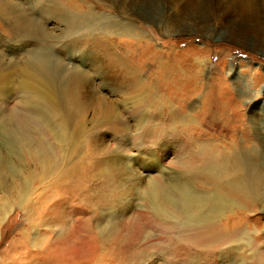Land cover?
Instances as JSON below:
<instances>
[{
  "label": "rangeland",
  "instance_id": "rangeland-1",
  "mask_svg": "<svg viewBox=\"0 0 264 264\" xmlns=\"http://www.w3.org/2000/svg\"><path fill=\"white\" fill-rule=\"evenodd\" d=\"M245 1L255 13L230 12L228 0H0V264H56L67 242L88 245V264H264L263 201L239 236L230 213L216 219V189L184 181L198 145L217 140L256 151L264 170V7ZM45 53L56 84L26 88ZM41 89L49 106L38 108L63 136L44 142L59 158L52 172L36 142L19 149L5 128ZM158 189L174 205L209 204L186 216L161 206ZM210 225L219 241L189 244Z\"/></svg>",
  "mask_w": 264,
  "mask_h": 264
},
{
  "label": "bare ground",
  "instance_id": "bare-ground-1",
  "mask_svg": "<svg viewBox=\"0 0 264 264\" xmlns=\"http://www.w3.org/2000/svg\"><path fill=\"white\" fill-rule=\"evenodd\" d=\"M237 1L238 0H228V2H231V3L227 4L226 7L228 9H226V10H229L230 12L234 10L233 12L236 11L238 15H240V13L242 11H244V12L253 11L255 13V8L252 5V3H248L245 0H243L238 5ZM261 5L264 7V0H263V4H261ZM263 7H262V9H263ZM231 15H233V14H231ZM39 31L40 32L42 31L41 28L39 29ZM244 44H246V43H244ZM262 50H263V48H262ZM24 72L28 75L26 80L29 78V81L28 82L26 81L24 86L26 88H32V89L37 91L40 89L41 80L43 81V83L45 85L48 86V88H50L54 84H56L57 75L59 72V66H58V62L56 61V59L53 56L51 57V55L45 53V55H40L39 57H37L31 63V66L29 68L27 67ZM222 84H223V82H222ZM170 87L171 86H169V88ZM169 88H168V91H169ZM170 91H169V94H170ZM223 91H224V89H223ZM41 93L44 95L47 94V92H45L41 89V92H39V94L37 93L36 95H32L30 97V99L34 100L33 101L34 104H32V101H31L32 107L29 110H26V112L25 111L22 112L23 114H18L17 112L16 113L13 112L10 116H8V118H6L7 120H5L7 123V125H5V128L7 129L9 135H13L15 137L14 139L18 142V148L19 149H22V148L25 150L29 149V148H25V147L30 145V144L32 145L33 142H36V146L39 149H37V150L34 149V154L37 152L41 153L42 156L47 159L45 161V163H42V167L45 170L47 169L48 172H52L58 166L59 158H58L57 154L51 153L50 151H47V153H46V148H45L44 142H46L47 138H49L50 136H51L50 137L51 141L52 140L53 141L63 140V136H62L61 132L60 133L54 132L53 126L51 128L49 126L50 122L54 118L53 114H50V111L47 112L46 110L44 111L43 109L38 108V107H40V105H42L44 103L45 100H48L46 98V95L44 97ZM40 94L42 97L40 96ZM176 96H178V95H176ZM222 96H224V95H222ZM45 103H47V104H45ZM45 103H44L45 105L49 106V102H45ZM75 104H76V101H75ZM216 104H218V103H216ZM230 106H231V104H230ZM223 109H224V107H223ZM174 116H175V114H174ZM183 118H185V117H183ZM5 121H4V123H5ZM187 124H188V122H187ZM209 124H211V123H209ZM205 125H207V124L205 123ZM161 129H163V128H161ZM172 132H174V130ZM223 133H225V132H223ZM243 133H245V132H243ZM235 134H236V132H235ZM231 136H233V134ZM246 139H247V136H246ZM234 144H235V142L220 144V141L218 142V140H217L216 148H214V149H212L208 146L198 145V149L194 152L195 156H194L193 160L190 159V161H188L184 164V173H185L184 178H187V179H185V180L182 179V181L184 180L185 182H187V180H191L190 183L194 188H196L195 186H199L200 188L201 187H211L213 189H216V197H215L216 219H221V218L223 219V218H225L226 213L227 214L230 213V215L227 216L226 219H228V224L230 225L231 229L236 234H238L239 236L240 235L244 236V235H247V232L242 230V222L247 223L248 221H246V220L248 219V214L250 212L256 211L255 209H256V206L258 205V203L256 204V201L259 202V204H260V200H262L263 202H261V203H264V170H260L259 168H257V166H255V164L257 165V163L259 162L258 158L256 160H253V158L255 157L256 151L252 152V150H251L250 152H248V151L240 148L236 144L235 145ZM236 146L238 148V150L236 149L238 152L235 150ZM263 146H264V144H263ZM258 147H260V146H258ZM31 153L33 154V152H31ZM260 156H261L260 161H261V163L264 164V151L260 152ZM49 165H53V168L52 169L46 168ZM75 171L76 170L74 168V172ZM156 195L160 199L159 204L161 206L163 204H170V206L173 207L174 209H176V207H182V212L186 216H193L194 214L198 213V210L204 208L206 204H209L208 201H206V200L204 201L203 196H201L199 198V197H197L198 195H196V197L184 196V198H182L181 202H179L177 205H174L172 202L170 203V201H168L167 198H164L162 195V192L159 189L157 190V192L155 190L151 192V196L153 198H155ZM233 208L239 209L238 213H244V215L246 213L247 216L245 218L242 217V220L240 221L237 218L238 213L235 212V209L233 210ZM176 216H179L177 214V212L174 213L173 217H176ZM198 227L204 229L200 224L198 225ZM134 229H136V231L134 230L135 232H138V233L142 232L141 227L139 228L138 225H137V227L135 226ZM206 232L208 233V235H206V236L192 235V239L189 241V244H192L195 246H202V245L212 244L213 242L215 243L216 241H219V238H217V237L220 235L219 234L220 232L219 231L217 232V229L215 230L214 226L210 225L209 228L206 229ZM210 238H216V240L209 241ZM58 246H60V245H57V247ZM83 247L87 248L88 245H84ZM83 247H82V249H80V248L78 249V247L76 245L72 246L67 242L62 247L57 248L56 251L54 250V252L52 253V257H54L56 264H88L90 262L93 263L94 262L93 256H90V253L88 252L89 249H83ZM119 249H120V247H119ZM118 251H119L118 247L112 248L113 254H115ZM97 252L98 251L96 249V253ZM73 254L74 255L77 254L76 255L77 259H75L73 257ZM101 264H103V263H101Z\"/></svg>",
  "mask_w": 264,
  "mask_h": 264
}]
</instances>
